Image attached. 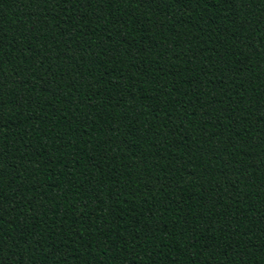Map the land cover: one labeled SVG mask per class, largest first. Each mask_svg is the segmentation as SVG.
Here are the masks:
<instances>
[{"label":"trees","instance_id":"1","mask_svg":"<svg viewBox=\"0 0 264 264\" xmlns=\"http://www.w3.org/2000/svg\"><path fill=\"white\" fill-rule=\"evenodd\" d=\"M0 264H264V0H0Z\"/></svg>","mask_w":264,"mask_h":264}]
</instances>
